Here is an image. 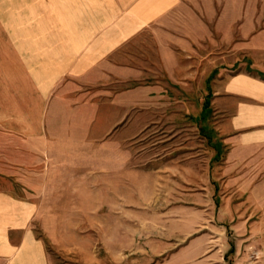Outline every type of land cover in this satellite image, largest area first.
<instances>
[{
	"label": "crops",
	"instance_id": "crops-1",
	"mask_svg": "<svg viewBox=\"0 0 264 264\" xmlns=\"http://www.w3.org/2000/svg\"><path fill=\"white\" fill-rule=\"evenodd\" d=\"M263 7L0 0V264H264Z\"/></svg>",
	"mask_w": 264,
	"mask_h": 264
},
{
	"label": "rangeland",
	"instance_id": "rangeland-1",
	"mask_svg": "<svg viewBox=\"0 0 264 264\" xmlns=\"http://www.w3.org/2000/svg\"><path fill=\"white\" fill-rule=\"evenodd\" d=\"M261 11H262L263 16H264V7L261 8ZM261 26H264V20L262 21ZM181 125L182 126H186V125H189V123H188V121L187 122H182ZM143 137H144L143 135H140L139 137L134 139L135 146L140 144V142H142V140L144 139ZM153 139H156V137L153 138ZM140 148H142L141 145L136 146L135 152H136V150H138ZM200 186H201V184H197V185L191 184V185H188V187H183L182 188V192H186L188 190L200 189ZM203 219H205V216H199V215H194V214H190V213L181 216V222L182 223H187V224L188 223H194V222H197V223L198 222H202ZM217 233L218 234H222L221 232H217ZM246 250L250 251V253H249V255H250L249 260L250 261H256V260L259 259L260 254L258 253V250L251 249V248L246 249Z\"/></svg>",
	"mask_w": 264,
	"mask_h": 264
}]
</instances>
